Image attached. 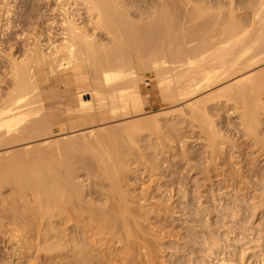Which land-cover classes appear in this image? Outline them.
<instances>
[{
  "label": "bare ground",
  "instance_id": "1",
  "mask_svg": "<svg viewBox=\"0 0 264 264\" xmlns=\"http://www.w3.org/2000/svg\"><path fill=\"white\" fill-rule=\"evenodd\" d=\"M7 1H10V0H4V2H6L5 4H7ZM11 1H13V4H15L14 0H11ZM32 1H33L32 3L29 2V3H31V5L28 4L29 7L28 6L25 7V10L27 12L26 16H29L30 18L32 17V19L39 14V16L36 17L37 20H40L37 23L38 26L33 28L34 30L38 31V34H37V31L34 32V34L36 36L34 39L36 40L37 38H42V37H46L47 35H50L51 31L48 30L46 28V26L48 24V21L52 20L54 18L53 17L54 15H57L60 18V22H61V23L58 22V23H60V32L57 33V35L63 39V43L56 48L55 52H52V54H50L48 56L44 55L43 50H40L37 54L32 53L31 56H29L28 60H23V62L15 64V66H14V82H15L14 83L15 84L14 89L15 90H14V92H12L11 94L9 93V95H8V98H7L8 106H7V108H6V105L4 107L5 109L3 107H0V136H8V135L16 136L13 134L15 132H19L22 135H29V134L42 135L43 131L49 130L51 123L48 120V117L51 116L50 114H52V113L54 114V112H51L50 110H47L48 112L43 111L44 113L46 112L47 114L49 112H51V113L48 114L49 116L46 115L47 118L43 117V118H41L37 121H34V122H33L34 119H31L30 117L29 118L31 120L30 119L29 120L24 119L23 117H26L27 113L29 114V112L27 111L29 106L28 105L26 106V104L29 103V105H31L29 101H31L30 99H32V98H30L28 100L25 96L29 95L30 92H31V95H29L30 97L35 98V96L33 95L34 93H36V98L41 96L42 94L45 93V92L42 93V91H41L43 89V85L44 86L46 85L44 87L45 89L50 88V86L48 87V85H51V84H48V83L54 82L53 80H55V78H57V77H58V79H60L63 82L58 81L59 82L58 83L57 81H55V83L57 82V84L56 85L54 84V85L58 89L63 88V90L59 91V92H61L63 94V97L65 99L64 100L65 101V107H66L65 110H66V113L68 116L79 115V114L82 116V114L85 115L86 113L90 114V113H93L96 111L99 112L102 110L103 106H106L105 104H106L108 99L114 100L113 102H115V100L118 99L120 101H123V103L124 102L128 103V100L131 101V99H132L131 98L132 94L137 92V90H138L137 87H139L138 84H140L138 82V80H136V81L134 80L136 78L135 75H131L136 71L135 69H134L135 71L133 70V65H132L133 64V56L134 55L138 56L139 54H142L144 50H145V53L149 54L150 56L153 55L152 53H155L154 57H152V58H154L152 63H151V60L149 61L150 62L149 64H151L152 67H149V65L147 67L148 68H155V70H154L155 75L159 79L158 82L159 83L161 82L160 87H161V85L163 86V88H164L163 94H164V96H167L164 98H168V97L171 98L172 96H179V97L181 96L183 98L191 97L194 94H197L198 92H200L202 90H205L209 87H212L213 85H215V84H217V83L221 82L222 80H225L229 77H232V76L236 75L237 73L239 74V72L241 73V71H245L247 68H250V67H252V66H254V65H256V64H258L264 60V57L261 56V54L264 52V50L261 49L264 46V45H262L264 43V33L262 31H264V30L259 28L260 30H262V31H259V30H257L258 27L255 29L254 26H250L249 24H248L249 25L248 26L247 24H244V22H246L244 20H243L244 21L243 23L238 22L237 18H236V13L233 11L232 12L235 14V17H233L234 15L233 16L230 15L231 17L228 18V15H227L228 19L225 17L226 19L223 18L224 20L221 19V21H219V22H217L218 20L216 21V19L214 21L212 18V20L214 21L213 24L219 25L217 27H213L214 25H211L212 23H210V25H209L208 21H207V23H208L207 24L205 22L206 19L203 17V16L207 17V15L209 16L210 12H208L206 10L207 9L209 10V8H211V7L207 6L208 8L206 7V10H205V8L203 9V5L206 4V3L202 4V1H204V0L200 1V4H199L200 6L198 5V7L196 6L197 4L196 5L192 4L193 7L195 6V8H194L195 10L194 9L191 10L192 13L194 10V13L192 14L191 17H193L192 19H194V17H198V18L203 17L205 19L204 22L206 24L204 23L205 25L203 24L202 25L203 27H201L200 25H198V26L196 25V27L193 26L195 29L194 32L192 29L193 27L190 28V26H189V28L192 30V31L189 30V32L191 31L190 34L187 31H185L186 29H184L183 31L187 32L189 34V36L185 35L186 34L185 32L183 34L182 29H180V26H182V24L178 26V24L175 23V22H177L176 18L174 19V10L176 8L172 11L173 7L171 8L170 6H168L169 3L165 5L166 7L162 6L163 8L165 7L164 9L160 6L159 3H162V5H163L164 3H167L168 0H166V2H165V0L164 1L162 0V2H161V0H159L160 2L158 4L162 8V10H160L161 8L159 7L160 8L159 9L157 7L158 4H156L157 5L156 7H157V9H159L160 12L157 13L156 7H155L156 11L154 10L155 12L152 10L154 14L157 13L156 16L153 14V16H155V17L151 19L152 21L155 22V23L153 22L154 24H151L152 22H149V21H148L149 23L146 22L147 24L145 22H142L144 15L140 16L143 13H141L139 15L140 16L139 21L142 22L144 26L140 25L141 23L138 22V19H136V21L138 23L136 21H134L135 20L134 16H131V17H133L134 20L130 17V15H129L130 6L125 5L123 3L121 4L120 2H122V1H120V0H62L60 2L59 6H57V8H52V9L47 8V10L44 12L41 9V13H38L37 11H39V10L36 9V6L38 5V3L40 1L37 0L38 3L36 1L34 2V0H32ZM187 1H189V4H190V0H187ZM123 2H125V0ZM174 2H173V0H171L170 4L172 5V3L174 4ZM177 2H175V3H177ZM193 2L194 1H192L191 3H193ZM40 3H42V2H40ZM179 3H180V1H179ZM5 4H4V6H5ZM126 4H127V1H126ZM181 4H185V3L182 2ZM181 4H180V6H181ZM201 4H202V6H201ZM210 4H211V2H210ZM261 4H262V7L260 6ZM261 4L259 5L260 8L264 9V6H263L264 2ZM10 5L11 4L9 2V4H7L6 6L11 7ZM23 5L25 6V4H23ZM177 5H178V3H177ZM177 5L174 4V7ZM38 6L40 7V5H38ZM128 6H129V8H128ZM213 6H214V4H213ZM76 7H80V18H79V14L77 13L79 10L77 11ZM178 7H179V5H178ZM183 7H179V8L182 9ZM11 8H13V7H11ZM185 8H186V10H188L186 6H185ZM215 8H217V7H215ZM189 9H190V7H189ZM214 9L211 8V11L212 10L214 11ZM221 9L222 8H220L219 10L221 11ZM10 10H12V9H10V8L7 9L8 13L6 12V15L7 14L9 15ZM82 10H85V12L89 14L88 17L90 16L92 18L89 20L95 26L97 31H98V29L102 28L101 30H105V31L107 30V32L111 33V34L110 33L109 34L111 36H113V38H114L113 40H115V41H113L114 44H113V46H111V48L109 50L102 49L94 41V39H93L94 36H92V34H91L92 31L88 27H85V26L79 27V24L77 23V21L80 20V25L85 24L83 21L85 19L83 18L84 13L82 12ZM186 10L184 13L187 12ZM219 10H217L218 12L215 13V11H216V9H215L214 14H217V16H218ZM170 11H171V13H170ZM213 11L211 12V14L213 13ZM2 12L4 13V11H2ZM172 12H173V16H172ZM175 12H177V11H175ZM261 12H263V11L261 10ZM261 12L259 13L260 16H261ZM229 13H230V9H229ZM180 14H182V13H180ZM189 14H190V10H189ZM50 15H52L50 18H46L47 16L49 17ZM184 15H182V18H184L183 17ZM237 15H239V14L237 13ZM259 15L257 14V18ZM153 16H150V17H153ZM177 16H179V15L177 14L176 17ZM185 16H188V15H185ZM29 17H28V19H29ZM211 17H212V15H211ZM262 17H263V15H262ZM188 18L191 19L190 17H188ZM177 19L179 20V17ZM204 19H202V20H204ZM262 19H264V18H262ZM93 20H94V22H93ZM182 20L183 19H181L179 21H182ZM188 20H187V22L190 24V22ZM198 20H201V18ZM87 21L88 20H86V24H89V23H87ZM143 21H145V20H143ZM179 21H178V23H180ZM20 22H22V21H20ZM196 22H197V20H196ZM174 23L177 27H173ZM202 23H203V21H202ZM136 24L137 25L139 24L141 27L140 26L135 27ZM194 24H196V23H194ZM194 24H192V25H194ZM184 25H185V23H184ZM260 25H261V23H260ZM260 25H258V26H260ZM262 25H264V23H262ZM86 26H88V25H86ZM186 26H188V25H186ZM178 27H179V29H178ZM211 27L213 29H216V28H218V29L213 30V29H211ZM175 28H176L177 33L174 30ZM181 28H184V27H181ZM197 28H198V30H196ZM177 29L179 31H182V34H181V32H179L180 34H178ZM187 29H188V27H187ZM258 31L260 32V34ZM93 35H94V33H93ZM180 35L184 36V38L186 37V39L189 37L191 39L189 38V39L185 40L184 38H181ZM178 37H180L179 38L180 40L178 39ZM158 39H160L159 44L161 41L163 42L160 44L162 46H160L158 43H155V41L156 40L158 41ZM171 39H173V42L175 41L174 42L175 44H173ZM193 39H194V41H196V40L198 41V39H199L200 42H198L197 44L195 43L196 46L194 45V47H193V45L191 47H189L188 48L189 50L186 49V45L182 46L185 44L184 43L185 41H186V43H188V41H189V43H191V42L193 43V41H192ZM164 40L167 41V45H168V41H171V42H169L170 43L169 45L172 44L173 47L175 46L174 48H170L171 49L170 53H168V50L170 51V49H168V48L172 47V46L165 45L164 42L166 43V41H164ZM190 40H191V42H190ZM179 41H183V42H181L182 44H180ZM154 44L155 45L158 44V45L155 46ZM259 45H261V47L259 49H257L259 47ZM187 47H188V45H187ZM182 48H183V53H182ZM146 49H147V51H152L151 52L152 55L150 53H147ZM148 49H150V50H148ZM179 49H181V52ZM253 49L256 52H258L259 50H263V51L262 52L260 51L259 53L252 54L254 52ZM98 53H100L101 55ZM262 55L264 56V54H262ZM258 57H260V58H258ZM94 64L96 65V67L93 66ZM128 70H130V72L132 70L133 73L131 72V74H127V73H129ZM33 72L35 75L32 74ZM87 73L92 74L93 75L92 77L94 79L92 82L93 83V90L89 94L90 97H85L86 93H84V92H86V91L84 89H82L83 87L86 86V83L88 81V78L86 76ZM137 73H139V72H137ZM31 74L33 76L37 77V78L36 77L34 78L36 81H33L32 80L33 78L31 79V77H30ZM129 75L134 76L135 78L129 77ZM140 77L141 76H139L138 78H140ZM245 77H246L245 79L242 77V79H244L243 80L244 83L238 81L240 84L244 85L239 90V96H240V98H242L241 96H245L248 93H253V98L251 99L250 102L245 103V107H244L245 110H243L244 112L242 111L243 117H241V118H243L242 122L245 119L244 125L246 124L245 125V126H247L246 129L249 128L247 130L250 131L248 133H250V135L252 137L256 136V137H254L256 139V144L258 143L259 145H262V143L264 142L263 141L264 136H262V134H261V137L259 138V131L260 130H259L258 124H260V122H261V119H260L262 116L261 114L264 113L263 112L264 111V101H262L261 98H259L260 93H259V96L257 94L260 90L263 89L261 87L264 86V73L262 76L250 75V76H245ZM127 78H128V80L125 81V79H127ZM58 79H56V80H58ZM62 79H65L67 81L64 82V80H62ZM123 79L125 82H123L121 84H119L117 82V80H119V82H120V80H123ZM140 79H142V78H140ZM140 79H139V81H140ZM115 81L119 85L116 84L117 86L114 85L111 87H107V85L109 86L112 83H114ZM133 81H134V83L138 82L136 84V85H138V86H136L137 90H135L134 93L130 91L135 86ZM142 81H143V79L141 80V82ZM172 83H173V87L176 84L175 91L173 90L174 88L172 89L174 92L171 90L174 94L171 93L169 90L171 88L170 86H172L171 85ZM62 84L66 85V87L65 88L60 87ZM237 85H238V83H237ZM38 86H42V89L41 90L37 89V88H39ZM51 87H53V86H51ZM130 87H131V89H130ZM57 88H56V90H57ZM71 88H73V89H71ZM140 88H139V90H141ZM238 88H239V86H238ZM35 89H37V91H40L41 93H37V91ZM45 89H43V90H45ZM126 89L127 90L130 89L129 92H127ZM32 91L33 92L36 91V92L33 93ZM45 91L47 92V90H45ZM51 91H53V89ZM263 91H264V89H263ZM234 92H232V93H234ZM77 93H79L81 95H77ZM139 93H142V91ZM139 93H136V95L137 94L140 95ZM152 93H154V91ZM161 93H162V90H161ZM254 93L256 95H254ZM261 93H262V91H261ZM73 94H76V95H73ZM44 96H45V94H44ZM141 97H143V96L141 95ZM251 97H252V95H251ZM42 98H43V96H42ZM231 98H232V96L229 99H231ZM24 99H27L28 102H26V100H24ZM41 99L39 101L45 100L46 98L42 99V100ZM135 99H136V97H135ZM137 99L140 100L138 97H137ZM233 99H235V98L233 97ZM36 100H38V99H36ZM46 100H48V99H46ZM105 100H106V102H104ZM246 101H249V100H246ZM42 103L44 104V102H42ZM23 104H25V105H23ZM46 104H47V102H46ZM109 104H112V103H109ZM56 105H58V101H56V100L50 101L49 100V105H48L49 108L48 109L55 107ZM116 105H118V104H116ZM23 106L26 107V111H27V112H25L26 114L23 113L25 111V109H24L25 107H23ZM41 106H42V108H44L43 110H45L44 105L41 104ZM118 106L120 107V104ZM106 107L108 108V106H106ZM1 108H3V109H1ZM118 108H116V109H118ZM20 109L24 110V111H22V113H19ZM32 109H34V108H32ZM32 109H30V111ZM104 109L106 110V108H104ZM109 109H110V107H109ZM17 111H18V115H17V113L15 114V112H17ZM261 112H263V113H261ZM19 114H22V115L25 114V116L24 115L21 116ZM28 114H27V116H28ZM29 115H31V114H29ZM86 116H87V114H86ZM83 118H85V117H82V118H76V117L72 118L71 117L72 123H70V124H79L80 123V125H82L85 123V119H83ZM23 120H26L24 122L31 121V122H33V124L31 123L30 124L31 126L28 124V127L25 128L26 123H24ZM50 120L52 121V119H50ZM21 122L24 123L25 126H24V124L22 125ZM20 124L23 126V128H21V129L19 128V127H21ZM261 124H263V123H261ZM245 126H244V128H245ZM134 130H135V127H134ZM137 132H138V135H140L139 131H137ZM140 132H142V130H140ZM213 133L211 134V136L213 135ZM133 134H135V133L133 132ZM126 135L127 134H125L123 137L122 136H118V137L120 139H121V137L125 139ZM257 135H258V137H257ZM111 136H112V134H111ZM111 136L109 135V137H108V135H107L108 139H110ZM135 136L137 137L136 134H135ZM128 137H126V138L129 139ZM130 137H132V136H130ZM217 137H218V135H217ZM261 138H263V140H261ZM96 139L98 140V137ZM96 139H94V140H96ZM127 139H126V141H127ZM213 139H215V138H213ZM2 140L3 139H1V141ZM90 140L94 141L93 139H90ZM140 140L142 141V139H140ZM99 141H96V142L99 143ZM124 141L125 140H123V142ZM130 141H133V142H129V144L132 143V145H133V143H134V145L136 147L138 146L137 143L135 144V142H137V141H135L134 138H133V140H130ZM4 142H6V141H3V144H6V145L8 144V143H4ZM121 143L122 142H120V145H121ZM87 144H90V143H87ZM124 144H126V142H124L122 144L123 147H124ZM6 145H4V146H6ZM95 145L98 146V144H95ZM95 145L93 144V146H95ZM132 145L129 146L128 148L125 147V150H126V148L129 150L130 147H132L133 149H130L129 151L126 150V151L127 152H130L131 150L135 151L136 150V149H134L135 146L134 145L132 146ZM90 146H92V145H90ZM101 146H103V145L101 144ZM101 146L98 149L99 152L101 151ZM114 146L116 147V145H114ZM125 146H127V144ZM262 146L264 147V144ZM106 147L108 148V146H105V149H107ZM89 148H91V147H89ZM47 149L48 148H46L45 151H47ZM69 149L70 148H68V151H69ZM80 149H81V146H80ZM116 149L117 148H115V150ZM119 149H121V148H119ZM212 149L213 148H211V150ZM33 150H35V149H33ZM51 150H53L52 147L50 148V151ZM61 150L63 151V149H61ZM102 150H104V147ZM122 150H124V148H122ZM41 151H39V153H35L31 156H35L37 154L39 156V155H41L40 154ZM50 151L48 150V152H50ZM62 151H61V153H62ZM94 151H96V150H94ZM133 151H131L132 154H133ZM140 151H141V149H140ZM36 152H37V150H36ZM65 152L69 155V153L67 151H65ZM72 152L73 151L70 150V153H72ZM96 152L100 156V159H102V157L105 155L104 153H103L104 155H100L98 151H96ZM101 152H103V151H101ZM116 152H119V150L118 151L116 150ZM215 152L214 153L211 152V153L215 155ZM262 152H264V151H262ZM45 153H47V152H45ZM53 153H55L54 150H53ZM94 153L95 152H93V154ZM131 153H130V155H132ZM143 153H144V151H143ZM44 154L42 155V156H44V158L42 157V159H45V156H49V155H46V154L44 155ZM47 154H49V153H47ZM88 154H86L87 156H85V158H83L84 157L83 155H80V157L83 156L82 157L83 161L84 160L87 161L86 163H84V166L82 165V168L83 167L86 168L85 164L88 166L92 165L88 162L89 161L87 159V157H89ZM107 154L109 155V152ZM118 154L120 155L119 156L120 158L123 156V154H120V153H118ZM14 155H16V154H14ZM52 155H51V157H54V155L53 156ZM64 155L67 156L65 153H64ZM64 155H62V156L64 157ZM72 155L70 154L71 158H72ZM112 155H113V153H112ZM127 155H128L127 158L131 157L129 154H127ZM136 155H138L137 152H136ZM55 156H56V154H55ZM73 156H75V155H73ZM97 156H95V157H97ZM105 156H104V158L106 159L107 156L106 157ZM51 157H49V158H51ZM95 157H92V158H95ZM124 157H126V156L124 155ZM124 157H122V162H123ZM134 157L135 156H133V158ZM31 158H28V159H31ZM35 158H33V159H35V161L30 162V163H28L29 161H27V160H25L26 163H24L23 162L24 159L21 161V163L18 162L17 159H14L15 162H12V164L8 163V164H10L8 167H11V165H13L12 168H10V170L12 171L11 176H9L11 173V171H9V168L7 166H5V164L4 165L0 164V185L4 184V183H2V180H5L7 178L8 174H9L8 175L9 177L13 176L12 178H15V180H16L14 183L15 187L13 188L14 191L16 189V192H14V193L18 192L17 193L18 197L19 198L22 197L21 202L23 203L25 201L27 203H24V205L28 204L30 206L29 207L26 205L27 210L29 207V210L31 208V210L33 211L32 215L28 214V213H27L28 214L27 215L26 214V208H25V210H23V211H25L24 212L25 215H24L22 213L23 211L21 212L22 208L21 209L19 208L16 210H19L21 212V214L18 211L19 215H17V212H16L15 216H14V212H13V214H11L12 208H10V205H9L8 208H10L11 213L9 212L8 208H7L8 211L6 212V215L4 214V211H2V212H3V216L5 215V218L7 216V220H9V218H10V220H9L10 225H13L11 227H8L6 225L7 222L4 221V217L0 213V243L2 244V243L10 242L9 247L12 248V251L10 250V252H5V254L0 253V264H12L14 262L15 258L17 256L19 257L21 255H25V259H26V255H28V254L30 255V253L32 252V249L35 250L36 257L43 260V261L38 262L37 264H45L48 262H52L53 264L54 263H56V264H157V260L160 257V253H162L161 252V250H162L161 245L163 243H166V242H164V240L162 241L164 236H162V238H160L159 234H162V235L165 234V235L170 236V235H172V233L168 230L166 231L165 225H162V226L157 225L158 228H156L157 227L155 225L156 221L154 222L153 226L151 223L150 228L145 226L143 224V222L148 220V223L150 224L149 221H151L150 220L151 217H154L153 214H155L156 212L160 213L162 211H168L171 208H170V205L167 204L168 202L166 203V202H164V200L162 201L161 199H160L161 202H159V200H156V199H155L156 203L151 202V201H154L153 200L154 197H152L153 194H150L151 191H153V190H150V191L147 190L148 192L144 191L145 193H143V194L141 192L142 196H138V194L135 195V192H133V190H132L133 187H130L132 185H130L129 181H128V185L130 188L126 187L127 184L125 185L126 181L124 179L127 178V175H128V174H126V171L127 172L129 171L128 173H130L131 172L130 169L132 168V165L134 164V163L133 164L130 163L131 161H129L132 157L128 158L129 163H127L126 165L123 164L124 162L122 163L120 161L121 160L120 158H119V160H115L117 157L110 159V160H112L111 162L109 161V159L108 160L106 159L107 164L105 163V165H103L104 160L100 161V159L97 157V160L99 159L98 162L99 161L101 163L103 162L102 164L100 163L101 166L102 165L104 166L103 168H100V165L97 164L98 168L102 169V171L103 170L105 171V172L103 171V173H100V174L101 175L104 174L105 176L108 177V178L103 177V179H110L111 180V182L109 180L110 186L107 185L108 187H110V191H109L108 187L106 188L109 191L108 193H105L102 191L105 188H102L100 190V192H99V190H97L98 188L95 189L100 184L98 186H97V184L93 185V186H96L93 189H90V187H89L90 190H88V189L86 190V188L84 190V189H81V187H85L86 185L81 183V184H79L80 188L77 189V187L74 186V185H76V183L75 182L72 183V182L75 181L74 178L78 176L77 174L79 172L76 173V176L73 177L75 168L72 166V164L74 161H72V163H70V161H69L70 158L68 159L69 164H67L68 163L67 161L65 162L64 158H63L64 159V161H63L61 156H60V158L58 157L60 159V161H58L59 159H56L54 157L57 160V162L53 158L52 159L54 160V162L53 161L49 162V159H47V157H46V160H41V159L39 160L38 158H40V157H35ZM61 159H62V161H61ZM140 159H139V162L141 163L142 160H140ZM73 160H75L74 157H73ZM94 160H96V159H94ZM113 160H115V161H113ZM124 160L126 161V159H124ZM133 160L135 162V158ZM8 161H10V160H8ZM1 162L6 163V161H4V160H2ZM81 162H82V160H81ZM98 162H96V163H98ZM137 162H136V164H138V166H139V163H137ZM13 163H15V164H13ZM76 163H78V160ZM180 163H182L181 160H180ZM70 164L74 168V170H71V168H69ZM146 164L147 163H145V165ZM77 165H79V164H77ZM77 165L75 166L76 169L78 168ZM141 165H143V163ZM189 165H191V164H189ZM64 166L65 167L68 166V168H69V170H68V168L66 169L67 173L64 172V168H65ZM94 166H96V165H94ZM254 166H256V165H254ZM80 167H81V165H80ZM150 167H151V165H150ZM62 168H63V171H62ZM82 168H81V170L87 169V168L86 169H84V168L82 169ZM92 168H93L92 166H91V168L89 166L87 169V171L89 169H90L89 171H91L89 173V175L90 174L93 175V172H92L93 169ZM98 168H96L97 170H95V167H94V172L95 171L101 172V170H99ZM126 168L129 170H126ZM257 168L258 167H254V168L250 167L249 168L250 170H248V174L250 173L251 175L257 176L258 180H260L262 185H264V173H263L264 170L261 171L259 168V170H260L259 171ZM137 169H138V167H137ZM146 169H147V167H146ZM181 170H183V169H181ZM189 170H191V169H189ZM135 171L137 172L138 170H135ZM146 171H145V173H146ZM150 171L152 172V170H150ZM97 172L94 174V176H93L94 178H95V175L97 174ZM138 172H143V171H138ZM13 173H15L16 176H14ZM178 173L180 174L181 172H178ZM182 173H184V172H182ZM100 174H99L98 179L102 178L100 176ZM137 174H139V173H137ZM89 175L86 174V176H88L90 178ZM150 175H152V173L149 174V176ZM174 175H175V173H174ZM184 175H183V177H184ZM82 176H83V174H82ZM82 176H81V178H82ZM86 176L84 175V177H86ZM96 176H98V175H96ZM239 176H240V178L239 179L237 178L233 184L234 187L236 186L235 189L236 188H239L240 190H243V188L249 189L250 186L246 185L245 187H242L241 185H242V183H244V182H242L243 179H246V178L249 179L250 175H247V174L245 175V174L241 173ZM128 177H129V175H128ZM177 177L178 176H176V178ZM12 178H10V179H12ZM81 178H80V180H81ZM90 179H92V176ZM98 179H96V180H98ZM178 179H179V177H178ZM87 180H88L89 186L90 185L92 186V184H90V183L94 184V182H90L89 179H87ZM92 180H94V179H92ZM123 180L125 181V183ZM127 180H128V178H127ZM10 181L7 178L6 183H9ZM13 181H14V179H13ZM13 181H11L10 184ZM82 181H80V182H82ZM100 181L101 180H98L97 182H100ZM76 182H77V179H76ZM247 182H248V180H247ZM166 183H168V182H166ZM77 184H78V182H77ZM249 184H250V182H249ZM79 185H78V187H79ZM164 185L165 184H163V183L161 185L159 183V187H157L161 191V193H165V192L167 193L170 189V188L168 189V187H165ZM7 186H8V184H7ZM103 186H105V184ZM134 186H136V185H134ZM12 187H13V185H12ZM28 188L30 190H32L31 192L34 194L33 195L31 193L34 196V197L31 196L32 199H30V197H28L27 194H26V196L28 197V199H26L27 197L23 194V193L28 192L27 191V190H29ZM221 188L222 187H220V189ZM158 189H157V191H158ZM262 189L264 190V186L262 187ZM74 190H77V191L74 192ZM78 190H80V193H78ZM10 192H11V190H10ZM70 192H73L72 197L69 194ZM263 192L264 191L261 192V195ZM76 193L80 194V202L78 205H77L78 202H75V201H77L76 199H78L77 197H79V196H76L77 195ZM19 194L22 196H19ZM68 194L70 196H67ZM261 195H260V197H261ZM23 196L26 197V198L24 197V201H22ZM257 196L259 197V195H256L255 197L257 198ZM9 197H10V195H9ZM74 197H75V200H74ZM263 198H264V196H263ZM261 199L262 198H260V201L257 199L258 202L255 201L256 203L255 204L253 203L251 205L252 209L254 210V215H256V214L258 215L259 210L264 211V199L263 200H261ZM167 200H169V199H166L165 201H167ZM73 202H74V204H71ZM15 203H17V202H15ZM13 205H14V203H13ZM13 205L11 207H14V209H15V206H13ZM21 205L22 204H19V206H21ZM68 205H69V207H70V205H72V206L75 205V209H76V206H79L80 209H79V207H77V210H79L80 213L77 210H75V211H77V213L71 212L70 210L67 211ZM3 206H6V203ZM17 207H18V205H17ZM4 208L6 209V207H4ZM249 209L252 210L250 207H249ZM249 209H247V210H249ZM29 210H28V212H29ZM32 211H30L29 213H31ZM256 211H258V212H256ZM8 212L12 215V217H10L11 216L10 215L8 218V215H7ZM248 212H251V211H248ZM251 213H249V214L252 215L253 213L252 214ZM254 215H252V216H254ZM198 220L199 219H197L196 221H198ZM245 220H243V221H245ZM200 221L201 220H199L198 222H200ZM246 221H248V220H246ZM71 222H72V224H71ZM69 223L71 225H69ZM248 224L250 226V229L253 230L254 227L251 226L250 222L249 223L245 222V225H248ZM64 225H68V226L66 227ZM245 225H243V228H242L243 230L246 229V228L244 229V227H246ZM14 226L16 228H13ZM167 226H168V224H167ZM5 227H7V228H5ZM252 227H253V229H252ZM222 228H219V229H222ZM238 228L240 229V226ZM210 229H209L210 231L206 230L208 232V236L206 235L207 236L206 239H209L208 237H211L213 239L215 237L214 235L217 233L216 228L215 229L210 228ZM242 229H241V231H243ZM206 231H205V233H206ZM219 231H221V230H219ZM241 231L239 230V232H241ZM246 231H248V230H246ZM239 232H238V234H239ZM256 232L257 233L264 232V228L263 227L256 228ZM230 233H231V231H230ZM243 233L244 234L246 233L245 236ZM73 234H75V235H73ZM241 234H239L243 237V238L240 237L241 239L246 238L245 240H247L249 238V234H247V232L244 231V232H241ZM239 235H237V236L239 237ZM263 235L262 234L258 235V241L260 243L264 239ZM241 239L239 240V242L241 241ZM208 242H209V240H208ZM211 242L212 241H210L211 246H208V247H210L213 251L215 249L214 246L217 245V242L216 243H214V242L211 243ZM239 242L237 241V243L235 244L237 247H239V245H241L243 240L240 243ZM258 247L264 251V248H263L264 243H261ZM193 250L195 252H197V249H193ZM37 254H39V255H37ZM40 254H42V255H40ZM213 254H217L215 259H217L218 263L227 264V261H228L227 257H225V256L221 257V253L217 252L216 250L212 252V255ZM251 254H253V252H251ZM255 255H256V253L253 254V256H255ZM31 256H32V254H31ZM245 257H246V255L243 254L242 259H244ZM11 258H14V260ZM10 259H11V261H9ZM39 259H38V261H39ZM28 260L26 262L29 263L30 260L29 261ZM256 261H257V264H264V258L263 259L256 258ZM30 263L32 264L33 262H30ZM48 264H50V263H48Z\"/></svg>",
  "mask_w": 264,
  "mask_h": 264
},
{
  "label": "rangeland",
  "instance_id": "2",
  "mask_svg": "<svg viewBox=\"0 0 264 264\" xmlns=\"http://www.w3.org/2000/svg\"><path fill=\"white\" fill-rule=\"evenodd\" d=\"M35 1L38 3L37 0H34V2ZM39 1L42 3L39 2L38 5H40V7L37 5L36 9H38L40 11V12L37 11L38 13H41V9L44 12L47 10V8L48 9L49 8L50 9L57 8V6H59V4L62 0H39ZM120 1H122V2H120L121 4L123 3L125 5L130 6L129 15H130V17L134 16L135 20L133 19V17H131L134 21H136V19H138V22H140L139 17L144 15V18L143 17L142 18L145 21L142 20V22L146 23L149 21V22H152L151 24L155 23L151 19L154 18L158 12H160L159 9L162 6H165L166 4L169 3L168 6H170L171 8L173 7L172 11L176 8L174 10V19L176 18L177 22H175V23L178 24V26L182 24V26H180V29H182V31L184 29H186L185 31H187L189 34L192 31L190 28H192L193 26L196 27V25L197 26L200 25L201 27H203L202 25L205 22L207 23V21H208L209 25H210V23H212L211 25H214L213 23H214L215 19H216V21L218 20L217 22H219V21H221V19H223L225 17L227 18V15H228V18L233 16V15H234L233 17H235V14L233 12L236 13V18H237L238 22L243 23L244 21H246V22H244V24H247V25L249 24L250 26H254L255 29L258 27L257 30H259V31H262L260 29L264 30V27H263L264 25H262V23H264V19H262V18H264V9L260 8V6L262 7L261 3H263L264 0H206V1L205 0L204 1L192 0V1H194L193 3H191L192 1L190 0V4H189V1H187V0H177L178 2L176 0H173V2L175 1L178 3L179 7L184 6L182 9L179 8L177 3H175V2H174V4L177 6L174 7L173 3H172V5H173L172 6L170 4L171 0L170 1L168 0L167 3L163 2L164 3L163 5H162V3H159L160 2L159 0H125V2H123L124 0H120ZM126 1H127V4H126ZM179 1H180V3H179ZM200 1H202V4L206 3L205 5H203V9L205 8V10H206L207 6L213 8V9L215 7H217V8H215L216 11L214 9V11L216 13V12H218L217 10L222 8L221 11L219 10V15L220 14L221 15L217 16V14H214L213 10H212L213 13L211 14L212 11H211V8H209L210 11L208 9L206 11L210 12V14L208 13L210 17L208 15H207L208 18L203 16L206 19V21L203 17H199V18L194 17V19H192L193 17H191V16L195 10L194 9L195 6L193 7V5L197 4L196 6L198 7V5L200 4ZM9 2L11 4L10 6L13 8L6 6L7 4H9ZM29 2L32 3L33 1L32 0H18V1L14 0L15 4H13V1L10 0V1H7V4H5L6 2H4V0H0V107H3V108L5 107V105L7 108V106H8V103H7L8 95H9V93L11 94L15 90L14 89V86H15V84H14L15 83L14 82V66H15V64L21 63V62H23V60H28L29 56H31L32 53L37 54L40 50H43L44 55L48 56V55L52 54V52H55L56 48L63 43V39L57 35V33L60 32V23H61L60 18L57 15H54L53 16L54 18L52 20L48 21V24L46 26V28L51 31L50 35H47L48 37L46 36V37H42V38H37L36 40L34 39L36 37L34 32L37 30H34L33 28L38 26L37 23L40 20H37V18H36L39 16V14L36 17H34L33 19H32V17L30 18L29 16H26L27 12L25 10V7H27V6L29 7L28 4L31 5V3H29ZM161 2H162V0H161ZM165 2H166V0H165ZM182 2H184L185 4L187 2L188 3L185 5V4H181ZM210 2H211V4H210ZM158 3L160 4L161 7L159 6ZM4 4H5V6H4ZM23 4H25V6ZM156 4H158V6ZM180 4H181V6H180ZM202 4H201V6H202ZM213 4H214V6H213ZM129 6H128V8H129ZM156 6L158 8L159 7L160 8L157 9ZM185 6L187 7L188 10H186ZM263 6H264V4H263ZM7 7L12 9V10H10L9 15L8 14L6 15V12L8 9ZM155 7L157 9L156 14L153 13L154 10L156 11ZM189 7H190V9H189ZM162 8L160 10H162ZM76 9H77V11L79 10L77 13L79 14V18H80V7H76ZM184 9L188 13L187 12L184 13L185 12ZM192 9H194L193 13L191 12ZM229 9H230V13L233 11L231 14L229 13ZM189 10H190V14H189ZM261 10L263 12H261ZM2 11H4V13ZM175 11H177V12H175ZM82 12L84 13L83 18L85 20H83V21L85 24L80 25V20H79V21H77V23L79 24V27H83V26L88 27L94 33V35H93V33L91 32L92 36H94L93 37L94 41L102 49L109 50L111 48V46H113V44H114L113 41H115V40H113L114 39L113 36L110 35L111 33L107 32V30L106 31L101 30L102 28L98 29V31H97L95 26L89 20V19H92L90 16L88 17L89 14L86 13L85 10H82ZM260 12H261V16L259 15ZM141 13H143V14H141ZM170 13H171V11H170ZM180 13H182V14H180ZM237 13L239 15H237ZM153 14L155 16H153ZM177 14L179 16L176 17ZM184 14L188 15V16H185ZM257 14L259 15L258 18H257ZM182 15H184L183 16L184 18H182ZM211 15H212V17H211ZM262 15H263V17H262ZM51 16L52 15H50L49 17L47 16L46 18H50ZM150 16H153V17H150ZM172 16H173V12H172ZM28 17H29V19H28ZM178 17H179V20H181V19H183V20L179 21L177 19ZM188 17H190L192 20L189 19ZM200 18H201V20H198ZM212 18L214 21L212 20ZM202 19H204V20H202ZM86 20H88L87 23H89L90 25L86 24ZM187 20L190 22V24L187 22ZM196 20H197V22H196ZM20 21H22V22H20ZM178 21L180 23H178ZM202 21H203V23H202ZM58 22H60V23H58ZM93 22H94V20H93ZM142 22H140L141 23L140 25H143ZM175 23H174L173 27H177L175 25ZM184 23H185V25H184ZM194 23H196V24H194ZM260 23H261V25H260ZM192 24H194V25H192ZM86 25H88V26H86ZM140 25L136 24L135 27L140 26ZM186 25H188V26H186ZM258 25H260L261 27ZM189 26H190V28H189ZM217 26H219V25H214L213 27H217ZM181 27H184V28H181ZM187 27H188V29H187ZM194 27L192 28L193 32L195 31ZM178 29H179V27H178ZM211 29H213V28L211 27ZM217 29L218 28L213 29V30H217ZM174 30L177 33L176 28ZM189 30H191V31L189 32ZM196 30H198V28ZM182 31L178 30V34H180L179 32H181V34H182ZM185 31H183V34ZM187 32H185L186 33L185 35L189 36V34ZM262 32L264 33V31H262ZM37 34H38V31H37ZM259 34H260V32H259ZM179 38L180 37H178V39ZM181 38H184V36H181ZM189 38H187V39H189ZM184 39L187 40L186 37ZM159 41H160V39H158V41L156 40L155 43L159 44ZM164 41H166V40H164ZM171 41L173 42V39H171ZM171 41H168V45H167V41H166V43L164 42V44L167 46H172V44L169 45L170 44L169 42H171ZM192 41H193V43L191 42V40H190L191 43H189V41H188L189 44L186 43V41H185L184 42L185 44L182 46L186 45V49L189 50L188 49L189 47H191L192 45L194 47V45L196 46V44L198 42H200L199 39H198V41L197 40L194 41V39ZM174 42H173V44H175ZM179 42H180V44H182L181 42H183V41H179ZM161 43H163V42L161 41L160 44ZM158 44H156V45H158ZM187 45H188V47H187ZM262 45H264V43ZM160 46H162V45H160ZM174 47L172 46V47H169V48L167 47V48L170 49V48H174ZM260 47H261V45H259V47L257 49H259ZM261 49L264 50V46ZM148 50H150V49H148ZM179 50L181 52V49H179ZM255 50L252 54L259 53L260 51L261 52L263 51V50H259V51L257 50L258 52H256ZM146 52L151 54L152 51H147V49H146ZM170 52H171V49H170V51L168 50V53H170ZM100 53H98V54H100ZM144 53H145V50L143 51L142 54H139L138 56H136V55L133 56V64L132 65H133V70L134 69L136 70V71L134 70L135 74L132 72V70H131V72L133 74H131L130 70H128L129 73H127V74H131V75H135L136 78L134 76H131V75H129V77L135 78L134 80L135 81L138 80V82L140 83V84H138L139 87H137L138 90L136 89V86H138L136 84L138 82L134 83V81H133V83L135 84V86L134 85L133 86L135 88L133 87L131 89V87H130L131 90L129 89L133 93L135 92V90H137V92H135L131 96V98L133 100L136 97V99L134 101L130 98L131 101L128 100V103H126V102L123 103V101H120L118 99H116L115 102H113L114 100L108 99L107 102H106V100L104 101V102H106L105 105L108 106V108L106 106H103L102 110L99 112L96 111V112H93L90 114L86 113L87 116H86V114L85 115L82 114V116L80 114L68 116L66 113V110H65V108H66L65 107V101H64L65 99L63 97V94L61 92H59V91H62L63 88L58 89L57 87H55L57 82L61 81L60 79H58V77L55 78V80H53L54 82L48 83V84H51V85H48V87L50 86V88L45 89L44 87L46 85L45 86L43 85V89L47 90V92L42 89V86H38L39 88H37V89H40V90L42 89L41 91H42V93L45 92L44 93L45 96H44V94H42L41 96L36 98V93H34V92H36L37 89H35L36 91H34V92L32 91L34 93V94L33 93L32 94L35 96V98L29 96V95H31V92H30V94L28 93L29 95H26L25 97L28 100L30 98H32L33 100L30 99L31 101H29L32 106L29 105V103H27L26 106L28 105L30 109H32V108H34V109H32L30 111V109L27 107L29 109V110L27 109V111L33 117L31 115H29L28 113H27L28 114V116H27V114L25 113V112H27L25 106H23V107H25L24 108L25 111L20 109L19 113H22V111H24L23 113L26 114V117H23V118L26 120L27 119L29 120L30 118L34 119L33 120V122H34V121H37L43 117L47 118V116H49L48 115L49 113L54 112V114L52 113L53 115L50 114L51 116L48 117V120L50 121L51 126H50L49 130L43 131L42 135H37V134L36 135H33V134L22 135L19 132H15L13 134L16 136H12V135L0 136V162L2 160L6 161V163L1 162L0 164H3V165L5 164V166L8 167L10 165L8 163L12 164V162H15L14 159H17V161L20 163L23 159H24L23 160L24 163H26L25 160L29 161L28 163H30V162L35 161V159H36L35 157H40V158H38L39 160L40 159L46 160V157H47V159H49V162H52V161L54 162V160L59 159L60 156L62 159L63 158L65 159V162L66 161L68 162L69 158H70V160H69L70 163H72V161H74L76 163L78 160V163L75 164L73 162V164H72V166L75 168V171H74L75 175L72 173L73 177L76 176V173L79 172L77 174L78 176L74 178L75 181L72 182V183H74V182L76 183V185H74V186H76L77 189H79L80 188L79 184L82 183V184H85L86 186L84 185L85 187H81V189L85 190V188H86V190L87 189L90 190V189H93L94 187H96L93 185L97 184V186H98L100 184L95 189L98 188L97 190H99V192H100V190L102 188H105L102 191L105 193H108L110 191V187H108L107 185L110 186L111 180L110 179H103V177L105 178L107 176H105L104 174L103 175L100 174V173H103V171H104V170L102 171V169H100V168L104 167L103 165H105L106 159L107 160L109 159V161L111 162L112 160H110V159H113L115 157L118 158L120 156L118 153L123 154V156L121 155L122 157H124V155L126 156L123 158L124 163L122 162V157L121 158L119 157V158L121 159L120 161L124 165L129 163V161H131L130 163H132V164L134 163L133 165L131 164L132 165V168L130 169L131 174L128 173L129 171L128 172L126 171V174L129 175V177L127 175L128 180H127V178L124 179L126 181V183L123 180L125 185L127 184L126 187L127 188L133 187V189H132L133 192H135V195L138 194V196H142L143 193L148 192L147 190H149V191L153 190V191H151L150 194H153L152 197H154V199H153L154 201H151V202L156 203L155 199L159 200V202H161V200L162 201L164 200V202H166V203L168 202L167 204L170 205V208H171L168 211H162L160 213L156 212L155 214H153L154 217L150 218V220H151V221H149L150 224L148 223V220L143 222V224L145 226L150 228L151 223L153 226L154 222L156 221L155 222L156 226L157 225L158 226L165 225L166 231L168 230L172 233V235H170V236L165 235V234L164 235L159 234L160 238H162V236H164L162 241L164 240V242H166V243H163L161 245V248H162L161 252L162 253H160V257L157 260V264H221V263L217 262V259H215L217 254L212 255V252L215 250L217 252L221 253V257L225 256L228 258L227 264H257L256 258H258V259L264 258V251L258 247L261 243H264V239L261 241V243L258 241V235L259 234L263 235L264 232H259V233H257L258 231L256 232V228H260V227L264 228V211L259 210V214L254 215V210L252 209L251 205L253 203L255 204L256 202H258L257 199L259 201H260V198H262L261 200L264 199L263 198L264 192L262 193L263 196L261 195V192L264 191L262 189V187L264 185H262L261 181L258 180L257 176L251 175L250 173L248 174V170H250L249 169L250 167H252V168L258 167L257 168L258 170H259V168L261 171L264 170V152H262V151H264L263 150L264 147L262 146L264 144V142L262 143V145H259L257 143L259 145L258 146L256 144V139L254 138L256 136L252 137L250 135V133H248V132H250L247 130L249 128L246 129L247 126H245L246 124L244 125L245 119L242 122L243 118H241V117H243L242 111L245 110L244 109L245 103H248L251 101V99L253 98V93H248L249 95L247 94L245 96H241L242 98H240L239 90L244 85L240 84L238 81L244 83L243 80L246 78L245 76H250V75L262 76L264 73V60L261 61L260 63L256 64V65L250 67V68H247L245 71H241V73L239 72V74L237 73L236 75L229 77L225 80H222L221 82L213 85L212 87H209L205 90L198 92L197 94H194L191 97L183 98L181 96L180 97L179 96H172L171 98H169V97L164 98L167 96H164V94H163L164 88L162 85H161L162 88L160 87L161 82L160 83L158 82L159 79H158V77H156L155 72H154L155 68H148L147 67L148 65H149V67H152L151 64H149L150 63L149 61L151 60V63H152V61L154 60V58H152V57H154L155 53H152L153 54V55L151 54L152 56H150L149 54H146V53L144 54ZM182 53H183V48H182ZM262 54H264V52ZM262 54H261V56L264 57ZM258 58H260V57H258ZM93 66L96 67L95 64ZM137 72H139V73H137ZM32 74H34V72ZM32 74L30 76L31 79L33 78L32 80L36 81L34 79L36 76H33ZM86 76L88 78V81L86 83V86L83 87L82 89H84L86 91V92H84V93H86L85 97H90L89 94L93 90V83L92 82L94 79L92 77L93 76L92 74L87 73ZM139 76H141L140 78L143 79L142 82H141L142 79L138 78ZM242 77L244 79H242ZM56 79H58V80H56ZM65 79H62V80H64V82H65V81H67ZM139 79H140V81H139ZM126 80H128V78L125 79V81ZM55 81H57V82L55 83ZM125 81H124V79L120 80V82H119V80H117V82L119 84H121ZM61 82H63V81H61ZM115 82L112 83L113 85L112 84L109 86L107 85V87L119 85L117 82L116 83ZM237 83H238V85H237ZM63 85L64 84H62L60 87L65 88L66 85H64V86ZM171 85L172 86H170L171 88L169 90L171 93H173L175 91L176 84L174 85V87H173V83ZM51 86H53L54 88ZM238 86H239V88H238ZM56 88H57V90H56ZM139 88L141 90H139ZM261 88L264 89V86ZM52 89H53V91H51ZM71 89H73V88H71ZM263 89L260 90L257 94L259 96V93H260L259 98H261L262 101H264ZM129 90H127V92H129ZM161 90H162V93H161ZM141 91H142V93H139ZM153 91H154V93H152ZM261 91H262V93H261ZM232 92H234V93H232ZM37 93H41V92L37 91ZM136 93H139L140 95H138V94L136 95ZM73 95H76V94H73ZM77 95H81V94L77 93ZM141 95L143 97H141ZM251 95H252V97H251ZM254 95H256V94L254 93ZM42 96H43V98H42ZM231 96H232V98L229 99ZM40 97L42 99L46 98L48 100H46V99L42 100ZM137 97L140 100H138ZM233 97L235 99H233ZM39 98L42 101H39L40 100ZM27 99H24V100H26V102H28ZM36 99H38V100H36ZM245 99L249 100V101H246ZM49 100L50 101H55V100L58 101V105L48 109L49 108L48 107ZM45 101L47 102V104ZM39 102L42 105H44L45 110H43L44 108H42V106ZM42 102H44V104ZM107 103L108 104L112 103L113 105L112 104L108 105ZM115 103L118 105L120 104V107L118 105H116ZM23 105H25V104H23ZM109 107H110V109H109ZM3 108H1V109H3ZM104 108H106V110ZM116 108H118V109H116ZM47 110H50L51 112H49L48 114L46 112L45 113L43 112V111H47ZM263 112H261V113H263ZM16 113L18 115V111L15 112V114ZM25 114H23V115L25 116ZM19 115L23 116L22 114H19ZM261 115H262L260 118L261 122H260V124H258L259 130H260L259 131V138L261 137V134H262V136H264V113ZM71 117L72 118L73 117L74 118L75 117L76 118L85 117V118H83V119H85V123L82 125H80V123L79 124H70V123H72ZM50 119H52V121ZM26 120H23V122ZM33 122H31V121L24 122V123H26L25 128L28 127V124L29 125L31 123L33 124ZM24 123L21 122L22 125ZM261 123H263V124H261ZM21 124H20L21 127H19L20 129L23 128V126ZM24 126H25V124H24ZM244 126H245V128H244ZM134 127H135V130H134ZM140 130H142V132H140ZM132 131L137 135V137L135 136V134H133ZM137 131H139L140 135H138ZM211 132L212 133L214 132L212 136H211V134H212ZM111 134L113 137L111 136ZM125 134H127V135L125 136V139H124L122 137ZM107 135H108V137L110 135L111 138L108 139ZM217 135H218V137H217ZM118 136H122L121 137L122 140ZM130 136H132V137H130ZM97 137H98V140L96 139ZM126 137H128L130 140H133V138H134V140L137 141V142H135V144L137 143V145H138L137 147L133 143V145L136 147V148L134 147V149H136V150L135 151L131 150V151H133V154L135 153L134 155L131 153V151L130 152L126 151V150H128L127 148L132 145V143H130L131 144L130 145L129 142H133V141H130L129 139H127ZM212 137L215 139H213ZM257 137H258V135H257ZM1 139H3V140L1 141ZM90 139H93V140L96 139V140L92 141ZM126 139L128 142L126 141ZM140 139H142V141ZM123 140H125L124 142H126L127 146H125L126 144H124V147H123V145H122L124 143ZM261 140H263V138H261ZM3 141H6L4 143H8V144L7 145L3 144ZM96 141H99V143H97ZM119 141L122 142L121 145H120ZM107 142L108 143L110 142V143L108 144ZM87 143H90V144H87ZM93 144L94 145L98 144V146L99 145L101 146V144H102L103 146H101V151H103V152H101V151H100L101 153L99 152L98 149L100 146L99 147L97 145L93 146ZM113 144L116 145V147ZM4 145H6V146H4ZM90 145H92V146H90ZM80 146H81V149H80ZM105 146H108V148L106 147L107 149H105ZM51 147L55 151V153H53V150H51L52 152L50 151ZM89 147H91V148H89ZM103 147H104V150H102ZM125 147H127L126 150H125ZM46 148H48L47 151H45ZM68 148H70L69 151H68ZM115 148H117L116 150L117 151L119 150V152H116ZM119 148H121V149H119ZM122 148H124V150H122ZM211 148H213V149L211 150ZM33 149H35V150H33ZM61 149H63V151ZM130 149H133V148L130 147ZM140 149H141V151H140ZM36 150H37V152H36ZM48 150L50 152H48ZM70 150L73 152L70 153ZM94 150L98 151L100 155L105 154L107 156V158L105 159L104 158L105 155H104L103 157L101 156L102 159H100V156ZM39 151H41V153H40L41 155L38 156V154H37L35 156H31L35 153H39ZM61 151L63 154L61 153ZM65 151H67L69 153V155ZM143 151H144V153H143ZM45 152H47L49 154H47ZM93 152H95V153L93 154ZM106 152L107 153L109 152V155ZM136 152L138 155H136ZM211 152H213V153L215 152V155L212 154ZM42 153L43 154L45 153L46 155H49V156H45V159H42V157L44 158V156H42L43 155ZM64 153L68 157L65 156ZM112 153L114 156L112 155ZM114 153L115 154L117 153L116 154L117 156ZM126 153L129 155L131 153L133 156H135L134 157L135 162L133 160L134 159L133 156L130 155L132 158L128 157V158H131L129 160L127 158L128 155ZM14 154H16V155H14ZM52 154L54 155V157L56 159L54 157H51ZM55 154H56V156H55ZM70 154L71 155L73 154L75 156L72 155V158H71ZM86 154H88V156H89V157H87V159L89 160L88 162L90 164H92L89 166H90V168H91V166L93 167L92 168L93 170L91 169L93 172V175L92 174L89 175V173L91 171H89L90 169L87 171L89 166L86 164H85V167L87 169L83 167L86 170H81L82 165L84 166V163L87 162L85 160L83 161V158H85V156H87ZM62 155H64V157ZM80 155H83L84 157L83 156L80 157ZM94 155L95 156L98 155L97 157L100 159V161L104 160L103 161L104 164L102 166H101V164L103 162L102 163L100 161L98 162L99 159L97 160V157H95ZM139 155L140 156L142 155V156L140 157ZM49 157H51V158H49ZM73 157L75 160H73ZM92 157H95V158H92ZM28 158H31V159H28ZM33 158H35V159H33ZM117 158L115 160H119V158L118 159ZM7 159L10 160L11 162L8 161ZM62 159H61V161H62ZM64 159H63V161H64ZM80 159L82 160V162ZM94 159H96L97 161ZM124 159H126V161ZM139 159L142 160L141 163L139 162ZM115 160H113V161H115ZM180 160L182 161V163L184 165L182 163H180ZM58 161H60V159ZM56 162H57V160H56ZM96 162H98V163H96ZM136 162L139 163V166L141 168L138 166V164H136ZM142 163L144 166L141 165ZM145 163H147L146 164L147 166L145 165ZM13 164H15V163H13ZM67 164H69V162ZM77 164H79V165H77ZM93 164L96 166H94ZM97 164L100 165V168H98ZM189 164H191V165H189ZM76 165L78 167L77 168L78 170L75 167ZM80 165H81V167H80ZM150 165H151V167H150ZM254 165H256V166H254ZM12 166L13 165H11V167H8L9 171H11L10 168H12ZM72 166L70 164L69 168H71V170H74V168ZM136 166L138 167V169ZM94 167H95V170H97L96 168H98L99 170H101V172L100 171L94 172ZM146 167L148 170L149 169L152 170V172L150 170L148 171L146 169ZM187 167L191 170H189ZM67 168H68V166L64 168V172H66V173H67V170H66ZM69 168H68V170H69ZM181 169H183V170H181ZM126 170H129V169L126 168ZM135 170L143 171L144 173L147 170L148 172L146 171V173L144 174L143 172H138V171L136 172ZM62 171H63V168H62ZM96 172H97L96 175H98V176L95 175V178H94L93 176ZM178 172H181V173L179 174ZM182 172H184V173H182ZM81 173L83 174V176ZM85 173L88 174L90 176V178L92 176V179H94V180H92L88 176H86ZM137 173H139V174H137ZM151 173H152V175L149 176V174H151ZM174 173H175V175H174ZM241 173H243L245 175L246 174L250 175L249 179H247V178L243 179L242 182H244L245 184L242 183V185H241L242 187H245L246 185H248V186H250L249 189H246V188H243V190H240L239 188L235 189L236 186L234 187L233 184L237 178L238 179L240 178L239 175ZM263 173H264V171H263ZM11 174H12V171H11L10 175L9 174L8 175L11 176ZM13 174H14V176H16L15 173H13ZM99 174L102 177L101 179H98ZM8 175H7V178L9 181L10 180L13 181V179H14V181L11 183L13 185V187L10 184L11 181L9 183H6L7 178L5 180H2V183H4V184L0 185V205H1L0 206V211H1L0 213L3 216L2 211H4V214L6 215V212L9 210L10 213L12 211L11 214H13V212H14V216H15L16 212H17V215H19V213L21 214V212L23 210H25V208H26V214L28 213V214L32 215L33 211L31 210V208L29 210L30 206L28 204H26L27 206H29L28 207L29 212L32 211L31 213L28 212L27 206L24 205V203H27L24 201V197L26 196V194L28 195V197H30V199H32L31 196L34 195L31 192L32 190H30L29 188H28L29 190H27L28 192L25 190L27 193H23L25 196H23L22 201H24V202L22 203L21 202L22 197H20V198L18 197V194H17L18 192L14 193V192H16V189H15V191L13 189L15 187L14 183L16 180H15V178H12L13 176L9 177ZM84 175L87 178L84 177ZM183 175H184V177H183ZM81 176H82V178H81ZM176 176H178L179 179H178V177L176 178ZM10 178H12V179H10ZM80 178H81V180H80ZM76 179H77L78 184L76 182ZM87 179H89L90 182H94V184L90 183V184H92V186L91 185L89 186ZM96 179L101 180V181L97 182L98 180H96ZM109 180H110V182H109ZM247 180H248V182H247ZM80 181H82V182H80ZM128 181H129L130 185H132V186L129 187ZM166 182H168L169 184ZM249 182H250V184H249ZM159 183H160V185L162 183L165 184L164 185L165 187H168V189L170 188L169 191L167 193L166 192L161 193V191L157 188V187H159ZM7 184H8V186H7ZM104 184L106 187L103 186ZM78 185H79V187H78ZM134 185H136V186H134ZM89 187H90V189H89ZM107 187H108L109 191H108V189H106ZM220 187H222V188L220 189ZM156 188L158 189V191ZM10 190H11V192H10ZM76 191L77 190H74V192H76ZM141 192H142V194H141ZM78 193H80V190H78ZM69 194L71 195V197L73 196V192H70ZM69 194L67 196H70ZM9 195H10V197H9ZM256 195H259V197L257 196V198H256L255 197ZM260 195H261V197H260ZM19 196H22V195L19 194ZM76 196H79V197H77L78 199H76L77 201H75V202H78L77 203V205H78L80 202V194H77ZM28 197L26 199H28ZM165 198L169 199V200L165 201L166 200ZM74 200H75V197H74ZM15 202H17V203H15ZM5 203H6V206H3V205H5ZM13 203H14V205H13ZM16 204L18 205V207ZM19 204H22V205L19 206ZM71 204H74V202ZM9 205H10V208H12L11 211H10V208H8ZM12 205L15 206V209H14V207H11ZM4 207H6V209ZM77 207H79V206H76V209H75V205H73V206L70 205V207L68 205L67 211L70 210L71 212L77 213V211H79V210H77ZM249 207L253 211L250 210ZM7 208H8V210H7ZM19 208L20 209L22 208L21 212L19 210H16ZM79 209H80V207H79ZM247 209H249V210H247ZM75 210H77V211H75ZM18 211H19V213H18ZM248 211H251L253 214L251 212H248ZM9 212L7 214L8 218L11 215ZM24 212L25 211H23L22 213L25 215ZM256 212H258V211H256ZM79 213H80V211H79ZM249 213H251L254 216L250 215ZM5 215L3 217H4V221L7 222L6 225L8 227L13 226V225H10V221H9L10 218H9V220H7V216L5 218ZM10 217H12V215ZM197 219L201 220L200 221L201 223L198 222L199 220L196 221ZM245 219L248 221H246ZM243 220H245V221H243ZM245 222L246 223L250 222L251 226H253L254 229L252 227L253 230H251L249 224L245 225ZM71 224H72V222H71ZM71 224L69 223V225H71ZM167 224H168V226H167ZM243 225L246 226V227H244V229L246 228L245 230L242 229ZM64 226L67 227L68 225H64ZM158 226L156 228H158ZM239 226H240V229L238 228ZM5 228H7V227H5ZM13 228H16V227L14 226ZM210 228H214V229L216 228V232H217L216 234L217 235L216 234L214 235L215 239L214 238L212 239L211 237H208L209 239H206L208 236V232L206 230H209ZM219 228H222V229H219ZM241 229L243 231H241ZM219 230H221V231H219ZM239 230L241 232H244V231L247 232V234H249V238L247 240H245L246 238L241 239L240 237H242L241 236L242 234H241V232H239ZM246 230H248V231H246ZM205 231H206V233H205ZM230 231H231V233H230ZM238 232L241 235H239ZM236 234L239 235V237ZM245 234H244V236H245ZM73 235H75V234H73ZM263 237H264V235H263ZM239 238L241 239V241L243 240V242L241 243V245H239V247H237L235 244L237 243V241L239 242V240H240ZM208 240H209V242H208ZM210 241H212L214 243L217 242V245L214 246L215 249L213 251L210 247H208V246H211ZM9 244H10V242L2 243V244L0 243V249L2 250V251L0 250L1 254H5V252H10V250L12 251V248L9 247ZM193 249H197V252H195ZM251 252H253V254L256 253V255L253 256V254H251ZM34 253H35V250L32 249V252L30 253V255L29 254H28L29 256L26 255V259H25V255H21L19 257L17 256L16 258L14 257L15 260H14V258H11V259L14 260V262H13L14 264H31L30 262H33L32 264H37L38 262L43 261L42 259H39L38 257H36V253L35 254ZM31 254H32V256H31ZM243 254L246 255V257L244 259H242ZM37 255H39V254H37ZM40 255H42V254H40ZM11 259L9 261H11ZM28 259L30 260L29 263L26 262ZM38 259H39V261H38ZM48 263L53 264L52 262H48ZM48 263H45V264H48ZM54 264H56V263H54Z\"/></svg>",
  "mask_w": 264,
  "mask_h": 264
}]
</instances>
